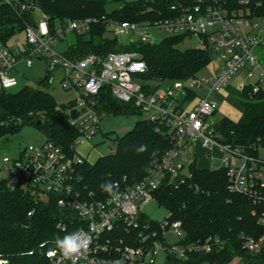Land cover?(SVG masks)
<instances>
[{"label":"built area","instance_id":"1","mask_svg":"<svg viewBox=\"0 0 264 264\" xmlns=\"http://www.w3.org/2000/svg\"><path fill=\"white\" fill-rule=\"evenodd\" d=\"M147 1L165 2L160 18L143 23L86 18L67 20L53 29L48 16L35 7V23L24 28V42L16 39L8 45L0 43V92L18 85L9 72L19 61L30 67L32 60L44 55L49 60L50 76L58 72L62 89L74 92L73 100L66 106L68 123L76 131L71 152L45 140L28 145L13 157L0 154V186L11 191L22 188L40 201L53 197L60 208L74 214L70 224L60 221L57 226L63 231L80 233L87 241L84 248L67 256L57 247L48 249L47 264H157L160 254L164 264H189L191 254H206L220 248L222 243L216 237L184 243L181 221H171L168 216L159 221L157 230L140 222L144 214L140 206L154 200L161 180H169L177 187L191 178L189 164L195 158L189 162L184 149L197 142L218 161L214 169H225L229 190L251 200L257 223L264 230V145L223 142L217 126L226 116L215 119L222 94L227 93L223 87L235 75H243L233 86L238 91L247 85L254 92L264 88V64L260 60L264 14H258L261 4L254 5L252 0ZM20 5L21 9L29 8L27 3ZM99 21L105 22L113 37L129 33L127 44L160 41L155 40L151 28L167 36L193 37L198 42L195 48L209 52L216 68L211 76L198 73L182 80H160L151 89L140 76L146 65L137 52L112 51L102 56L87 54L81 59H69L52 50L65 33L85 32ZM199 88L204 90L203 95L197 93ZM102 89L118 102L144 113L145 120L171 142V147L147 170L145 177L119 191L120 198L115 200L110 196L96 198L92 193L82 194L75 187L76 169L86 160L77 147L92 145L106 116L99 101ZM71 110L76 111L74 118L70 117ZM109 149L113 152L115 147ZM214 150L219 156H212ZM168 234L178 241L168 244L165 240ZM240 240L243 247L257 252L264 245V233L257 240L244 235ZM0 264L7 262L0 258Z\"/></svg>","mask_w":264,"mask_h":264},{"label":"trees","instance_id":"2","mask_svg":"<svg viewBox=\"0 0 264 264\" xmlns=\"http://www.w3.org/2000/svg\"><path fill=\"white\" fill-rule=\"evenodd\" d=\"M112 1L119 4L109 12L110 0H0V43L10 44L16 35L23 33L26 25L35 23V7L48 16L53 29L67 20L86 18L143 23L160 18V10L165 6V2L147 0ZM21 3H27L29 8L21 9ZM252 3H260L258 14H264V0H252ZM106 32L102 21L91 24L85 32L73 31L74 42L62 54L69 59H81L87 54L137 52L146 65L140 76L151 89L160 80L169 82L194 76L211 60V54L199 48H178L183 36H165L156 43L124 44L117 37H105ZM260 51L264 64V46ZM49 77L47 69L38 79L37 87L23 86L16 91L0 92V140L19 132L24 125H33L43 133L45 140L66 152L74 149L76 131L68 123L67 107L60 106L57 110L54 97L40 87L48 85ZM229 91L242 106V113L237 121L228 117L219 120L221 140L233 145H264V88L254 92L247 85L241 91L233 87ZM99 101L106 115L135 112L131 106L118 102L106 89L100 92ZM112 140L116 142L113 152L100 156L94 163L85 160L77 167L75 187L82 194L92 193L96 198L108 196L99 187L106 181L117 183L118 191L132 186L142 180L147 170L171 147L169 139L145 119ZM141 146L144 150H140ZM195 164V160L189 164L190 179L177 187L169 180H161L153 195L158 205L167 210L169 220L181 221L184 243L207 237L221 241V247L209 253L191 254L187 260L189 264H264V245L253 252L243 247L240 240L241 235L257 240L264 233L253 213L255 206L251 200L229 190L225 169L199 168ZM43 204L48 205L46 210H42ZM29 211L31 215L27 214ZM73 218L74 214L60 208L51 196L40 201L22 188L11 191L0 186V258L7 264H47L46 251L56 247L58 237L71 233L67 229L63 231L58 223L70 224ZM140 222L148 224L151 230L159 226V221L145 214L140 216Z\"/></svg>","mask_w":264,"mask_h":264},{"label":"rangeland","instance_id":"3","mask_svg":"<svg viewBox=\"0 0 264 264\" xmlns=\"http://www.w3.org/2000/svg\"><path fill=\"white\" fill-rule=\"evenodd\" d=\"M129 1V0H128ZM134 1V0H132ZM118 2H114L110 0L108 2L107 11H111V8H115L118 5ZM113 21V20H109ZM151 32L155 35V40H161L163 37L167 36L165 32L158 31L155 28L150 29ZM129 33L118 36V40L125 44L128 43ZM24 32L18 34L11 40V42L15 41L16 38L24 39ZM74 33L68 32L65 33L62 39H57L55 44L51 47L52 50L59 54L64 53L67 47L74 42ZM105 37H113V35L107 31L105 33ZM198 46V42L193 37H185L178 48L186 49V48H195ZM41 60L34 59L32 60V65L27 67L23 62L19 61L14 68H12L9 72L10 75L14 76L18 82L17 86L11 87L9 91H16L23 86H32L37 87V81L39 78L43 77L48 69L49 60L45 58ZM216 68V64L214 61H210L207 66L199 72V75L203 77L211 76ZM51 79V81H50ZM60 76L58 72H54L48 79V85L46 87L40 86L41 88L47 90L53 97L57 104V106H67L74 98V92L71 90H64L60 86L59 83ZM243 79V75L238 74L229 79V81L225 84L223 89H226L227 93L222 94V100L219 101L218 106V114L215 117L217 119L220 115L226 116L233 121H237L242 113V106L236 102V98L231 95L229 88L235 86V83L241 81ZM254 78H252L253 80ZM249 81V80H248ZM199 95L204 94V90L199 88L197 90ZM146 115L142 112L135 111L134 113H120L117 115H106L100 123L101 131L94 137L92 141V147L90 145L78 146L77 149L79 153L85 156L86 161L88 163H94L100 156L111 153L109 147L116 146L115 140L112 138H116L118 136L124 135L126 132L132 129L135 123L139 120L145 119ZM108 136V138H106ZM111 137V140L109 139ZM45 141V137L41 131H39L33 125H24L21 130L15 134L7 136L5 139L0 140V154L8 155V156H16L20 151L26 148L28 145H38ZM106 141V142H103ZM193 146V145H191ZM191 148V147H190ZM184 155L190 158L191 149L188 150ZM193 155H195V162L199 168L206 169H214L218 166V161L214 160L209 153L205 151L199 144H195L193 146ZM212 156L217 157L219 153L217 150L212 151ZM188 158V159H189ZM191 160L189 159V162ZM188 162L185 161V169H187ZM140 210L149 218L155 219L157 221L164 220L167 216V210L159 206L155 200H150L149 202L142 204L140 206ZM165 240L168 244L174 243L178 241L176 236L173 234H168L165 237ZM157 264L163 263V255L160 254L157 258Z\"/></svg>","mask_w":264,"mask_h":264},{"label":"clouds","instance_id":"4","mask_svg":"<svg viewBox=\"0 0 264 264\" xmlns=\"http://www.w3.org/2000/svg\"><path fill=\"white\" fill-rule=\"evenodd\" d=\"M140 150H144V146H141ZM99 187L102 192L106 193L113 200L120 198V193L114 182L106 181L101 183ZM55 245L60 252L67 256L80 251L87 245V241L80 233H68L63 237H58L55 240Z\"/></svg>","mask_w":264,"mask_h":264},{"label":"crops","instance_id":"5","mask_svg":"<svg viewBox=\"0 0 264 264\" xmlns=\"http://www.w3.org/2000/svg\"><path fill=\"white\" fill-rule=\"evenodd\" d=\"M237 102V101H236ZM196 143H194V144H189L185 149H184V153H186L188 150H190L191 149V155H190V160L192 159V158H195V155H193V146L195 145ZM197 144H199L198 142H197ZM191 145H193V146H191ZM200 145V144H199ZM201 146V145H200ZM191 147V148H190ZM202 147V146H201ZM188 159V160H189Z\"/></svg>","mask_w":264,"mask_h":264},{"label":"water","instance_id":"6","mask_svg":"<svg viewBox=\"0 0 264 264\" xmlns=\"http://www.w3.org/2000/svg\"><path fill=\"white\" fill-rule=\"evenodd\" d=\"M38 60H41V58H37ZM75 115H76V111L75 110H71V112H70V117L71 118H74L75 117ZM38 123H39V121H38ZM48 208V205L47 204H43L42 205V210H46Z\"/></svg>","mask_w":264,"mask_h":264}]
</instances>
